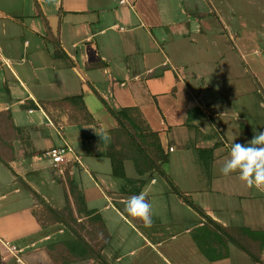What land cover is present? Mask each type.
Wrapping results in <instances>:
<instances>
[{"label": "crops", "instance_id": "1", "mask_svg": "<svg viewBox=\"0 0 264 264\" xmlns=\"http://www.w3.org/2000/svg\"><path fill=\"white\" fill-rule=\"evenodd\" d=\"M182 1L185 9L179 8L175 0L0 3V117L1 125L7 127L0 130L3 139L0 144L3 159L0 160V238L16 250L10 252L2 244L0 248L16 257L17 262L20 263L19 254L25 251L30 253L31 264H40L33 252L40 250L47 258L45 246L72 237L63 223L52 222L57 216H51L47 224L42 222L37 211L42 207L41 198L61 212V216H68L71 209L76 219L72 222L74 228L94 247H100L106 239L101 254L108 264H260L227 241L175 193L170 182L176 188L179 185L168 172L170 157L162 165L168 180L156 172L142 176L135 172L127 176L144 180L139 194L145 193L151 204L150 227L125 211V201L133 196L131 190L138 184L120 183L111 171L102 172L107 159L102 152L109 142V136L104 133L115 129L117 124L99 97L105 101L107 95L112 97L115 106L109 105L114 109L138 107L151 129L158 132L168 156L175 150L176 137H186L188 131L190 140L194 123L201 113L207 115L200 100L203 88L194 98L195 103H184L179 113L165 108L167 103L162 100L170 95L176 101L183 89L192 94L190 85L181 76L176 74L174 78L168 71L174 73L164 46L181 41L190 34L191 27L196 28L209 13L216 12L211 0ZM184 15L189 19L184 21ZM216 16L219 18L217 13ZM35 17L40 19V25ZM24 19L31 20L27 24ZM9 23L23 28L29 36L19 40L9 33ZM185 24L187 35L173 33L176 27ZM198 32L204 30L200 28ZM117 85L121 91L115 88ZM77 95L82 97L93 124L78 125L76 118L70 119L56 106L63 99ZM140 95L148 98L146 105L141 104ZM197 133L202 138L211 136L200 128ZM91 135L98 139L89 138ZM65 142L78 155L80 163L69 161L54 165L50 162L46 152ZM213 146L198 147L203 161L209 163L212 159ZM127 161L131 160H126L124 167ZM70 184L81 192L85 209L92 211L91 214L85 215L84 207L81 213L77 212ZM207 187L177 189L206 216L237 235L241 245L264 262V209L243 211L239 204L232 206L213 199L205 205L199 197L192 199L193 194L199 196L206 190L217 197L221 194V190ZM258 200L264 199L258 197ZM161 230L168 231L170 236L164 237L168 234ZM257 233L261 235L250 237ZM175 235H185L187 247L193 249L182 253L179 244L166 246L167 240ZM199 242L215 252L204 254ZM134 252H140L136 255L138 259H129ZM71 263L101 264L93 259Z\"/></svg>", "mask_w": 264, "mask_h": 264}, {"label": "rangeland", "instance_id": "2", "mask_svg": "<svg viewBox=\"0 0 264 264\" xmlns=\"http://www.w3.org/2000/svg\"><path fill=\"white\" fill-rule=\"evenodd\" d=\"M14 1L0 0V3L8 5L13 4ZM211 1L216 12L213 10L209 13L208 18L202 20L200 24L197 23L196 28L191 27L189 35H187L186 24L176 27L173 30L174 34L181 36L180 32H184L187 36L181 41L164 46L171 58L174 73L171 70L168 71L174 78L176 74L181 76L190 85L192 93L183 89L178 92L176 101H172L170 95L163 97L165 105L167 103L165 108L179 113L184 103L188 101L195 103L194 98L199 96V90L203 88L204 95L200 97V100L205 105L207 113L205 116L200 112V118L197 123H194L196 126L190 129V140L188 131L186 137H176L179 140L176 139L175 150L168 156L171 162L167 168L172 179L179 185L178 189L208 186L207 188L221 190V194H218L219 198L206 190L199 196L193 194L191 196L193 200L199 197L206 205L215 199L223 203L228 202L232 206L239 204L243 211H259L264 209V200H258V197L264 199V191L248 187L240 180L238 172L223 175L220 169L230 159L233 143L246 144L256 133L264 132V0ZM22 2L23 0H16V4ZM25 2L34 3V0H25ZM175 4H178L179 8H186L182 0H175ZM135 9L137 10L136 6ZM26 12L25 10L24 13ZM186 18L188 17L183 18L184 21L187 20ZM30 20L24 19L27 24ZM35 21L41 24L40 19L36 17ZM17 28L9 23V33L16 35L19 40H24L23 36H29L23 28ZM200 28L204 32L199 33ZM195 29L198 31L196 32ZM175 82L178 80L176 79ZM179 87L183 88L180 84ZM115 88L122 90L118 85ZM106 98L108 105L110 103L115 106L112 97L107 95ZM139 100L141 104L148 103L146 96L140 95ZM149 106L153 107L154 104ZM154 114L160 118L157 111ZM198 128L211 136L202 138L201 134L197 133ZM170 137L174 138V135ZM205 145L210 147L214 145L213 157L211 156L209 163L203 161L202 154L199 153L198 147ZM104 163L106 167L102 168V172H110L109 159L104 160ZM182 164L187 166L186 170ZM125 167L127 176L135 174L133 162L127 161ZM117 181L123 182L120 179ZM37 211L43 222V208H37ZM160 232L164 234L167 232L168 235H162L164 237L170 236L168 231ZM258 235L261 233L252 234L250 237L256 238ZM168 240L166 246L173 243L179 244L182 253L193 249L190 246H188L190 249L187 247L185 235H175V238ZM119 251L127 253L123 249ZM33 253L40 264L41 262L54 264L51 258L49 259L48 256L46 258L44 252L36 250ZM139 253L128 258L135 259ZM29 254L25 251L20 253L19 263L16 257L10 255L4 248H0V264H31L28 260Z\"/></svg>", "mask_w": 264, "mask_h": 264}, {"label": "trees", "instance_id": "3", "mask_svg": "<svg viewBox=\"0 0 264 264\" xmlns=\"http://www.w3.org/2000/svg\"><path fill=\"white\" fill-rule=\"evenodd\" d=\"M99 99L117 124L115 129L104 133L109 136V142L102 154L110 161L111 175L115 178L123 180L125 183H133L134 185L138 184V186H134V189L131 190L133 195L139 194L140 187L144 184V180L131 179L127 177L124 167V162L126 160H131L133 162L134 170L139 176L150 172H156L168 180L166 173L162 169V165L168 160L167 152H165L162 147L158 132L151 129L147 121L144 119L140 109L136 106L114 109L109 106L104 99L101 97H99ZM56 106L67 114L70 119L76 118L78 125L94 123V119L87 112L80 95L67 97L58 102ZM1 120L2 118L0 117V130H5L7 127L4 124L3 126L1 125ZM89 138L98 139L95 135H91ZM2 141V135L0 134V144ZM0 160H3L1 158V154ZM170 184L175 193L181 197L184 202L204 216L207 223L211 224L215 230H218L227 241L233 242L247 252L252 257L254 262L264 264V262L260 260L259 256L253 254L241 245L237 235L231 233L225 227L206 216L199 206L189 201L188 197L173 186L171 182ZM125 187L126 186L124 185L123 188ZM69 191L76 204L77 212L81 213L82 207L85 209L83 195L71 184ZM39 204L42 206L44 211V224H47V222L51 219V216H57L55 219H52V222L57 221L63 223L72 233V237L70 239L45 246L44 250L53 262L57 264H68L75 261L93 259L99 261L101 264H108L101 254V248L107 241L106 239L101 241L102 245L100 247H94L84 238L81 232L74 228L72 222L76 219L73 218V213L70 208L68 216H61V212L50 207L41 198L39 199ZM84 213L85 215H89L92 211L85 209ZM97 218L98 219L96 221H99L100 218ZM217 241H219V239ZM198 245L204 254L210 255L215 252L213 248H205L202 244H200V242Z\"/></svg>", "mask_w": 264, "mask_h": 264}, {"label": "clouds", "instance_id": "4", "mask_svg": "<svg viewBox=\"0 0 264 264\" xmlns=\"http://www.w3.org/2000/svg\"><path fill=\"white\" fill-rule=\"evenodd\" d=\"M220 171L223 175L238 172L240 180L248 187L264 191V132L256 133L246 144L233 143L230 159ZM125 211L129 216L143 221L146 227L151 226V204L145 193L126 200Z\"/></svg>", "mask_w": 264, "mask_h": 264}, {"label": "built area", "instance_id": "5", "mask_svg": "<svg viewBox=\"0 0 264 264\" xmlns=\"http://www.w3.org/2000/svg\"><path fill=\"white\" fill-rule=\"evenodd\" d=\"M47 122L49 125H53V123L49 119H47ZM169 150H172V148H170ZM46 154L48 155L50 162L54 165L66 163L69 161H76L77 163H80V158L78 157V155H76L70 144L66 142L63 146L50 148L46 152ZM0 244L5 246L10 252H14L16 250V247L14 245H10L2 238H0Z\"/></svg>", "mask_w": 264, "mask_h": 264}]
</instances>
